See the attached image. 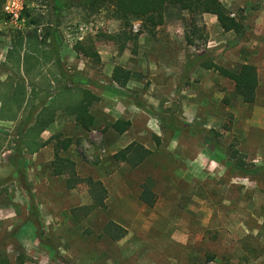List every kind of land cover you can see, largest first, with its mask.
Wrapping results in <instances>:
<instances>
[{"label":"rangeland","instance_id":"rangeland-1","mask_svg":"<svg viewBox=\"0 0 264 264\" xmlns=\"http://www.w3.org/2000/svg\"><path fill=\"white\" fill-rule=\"evenodd\" d=\"M22 2L20 29L0 12V264H264V179L239 175L228 158L264 167V0H221L243 22L240 34L179 7L146 28L133 18L125 27L85 0ZM79 42L98 57L76 52ZM200 60L228 70L256 62L255 101L243 103ZM115 67L129 72L114 88L130 102L103 113L115 101L82 90L103 93ZM84 100L89 130L70 122L74 135L40 139ZM116 120L130 127L116 133ZM132 142L151 154L137 166L115 161ZM56 157L71 160L78 178L102 182L104 208L88 209L87 186L69 188L67 174H54ZM143 186L152 207L139 199Z\"/></svg>","mask_w":264,"mask_h":264},{"label":"trees","instance_id":"trees-1","mask_svg":"<svg viewBox=\"0 0 264 264\" xmlns=\"http://www.w3.org/2000/svg\"><path fill=\"white\" fill-rule=\"evenodd\" d=\"M5 0H0V12ZM89 7L99 9L109 7L112 17L122 22L123 26H127L130 20L137 19L143 22L146 28H155L163 25L164 16L167 8L179 7L181 10L190 14H210L214 15L224 32H234L240 34L244 29L241 19L233 18L221 0H85ZM195 32L192 31V34ZM186 43L193 44V39L186 36ZM74 50L82 55L98 57V54L92 50V45L85 46L82 42L76 44ZM201 59V58H200ZM25 58L22 60L24 64ZM206 70H213L220 76L234 83L235 92L242 99L243 103L252 104L255 101L256 88L258 86V73L255 65L250 63L241 64L236 70H228L214 63L199 62ZM112 80L120 87H124L129 80V72L123 71L121 68L115 67L112 73ZM91 100V96L88 94ZM90 100L82 101L70 106L69 112L74 115L76 123L84 130H89L94 123L93 116L89 113L88 106ZM53 121L52 118L44 120L39 127V131H43L48 124ZM130 127L129 121L116 120L111 128L116 133L122 134ZM68 147V143L64 145V149ZM236 151V150H235ZM231 153V152H230ZM151 152L141 144L132 142L125 148L116 152L113 159L117 162H125L131 166L140 165ZM230 158V168L239 175L252 179H264V167L247 166L238 160H234L228 153ZM58 168L54 170L55 175L67 174V186L73 188L76 184L84 183L92 199V204L88 209H101L105 207V199L107 192L102 182L91 178L80 179L76 176L74 163L68 158H57ZM60 169V170H59ZM30 198L32 199L31 195ZM139 199L149 207L154 204V194L147 186H143ZM33 200L29 207V215L32 226L36 227L38 235L41 228L40 218L37 214Z\"/></svg>","mask_w":264,"mask_h":264},{"label":"crops","instance_id":"crops-1","mask_svg":"<svg viewBox=\"0 0 264 264\" xmlns=\"http://www.w3.org/2000/svg\"><path fill=\"white\" fill-rule=\"evenodd\" d=\"M250 63H252V62H250ZM255 66L257 65V63L256 62H254L253 63ZM103 77V76H102ZM102 77H98V78H94L95 79V82H97L98 84H103V85H105L108 81H105V79H103ZM83 78V77H82ZM110 82L112 83H110L111 85H113V86H110V84H109V86H107V87H105L104 86V88L103 89H101L100 90V92H103V93H97L96 92V90H98V88H96V86H93V85H87L88 86V90H86V89H83L82 91L84 92V94H94V95H97V96H101L102 98H103V100L105 99V98H108V99H110V100H114L115 101V103H116V105L117 106H112L111 108H108V107H106L105 105H102V111H103V113H105L106 111L108 112V113H113L114 111H117L118 113L119 112H124V107L126 106V105H129V102L130 101H128L126 98H124V97H122L121 96V94H120V92L116 89V88H114V87H116V86H118V85H116V83H114L112 80H111V78H110ZM89 84V83H88ZM91 84V83H90ZM108 88H110V92H108V91H106ZM118 88V87H117ZM95 90V91H94ZM110 95H118L116 98L115 97H113V96H110ZM95 102H93L92 104H94ZM100 104H101V102H99ZM127 107V106H126ZM67 109V108H66ZM89 113L92 115V112H91V108H90V110H89ZM61 114V113H60ZM67 114V113H66ZM74 123L73 125H76V122H75V119H74V117L72 118V116H68V115H62V117L60 118V117H57V119L48 127V129H45V131L43 132V133H41L40 134V139H44V135L46 134V135H51V134H53V133H57V132H62V133H64V134H66L67 136H72V135H74L73 134V132H72V130L73 129H70V124L71 123ZM94 123H95V121H94ZM74 128H76V131L79 133L80 131H82L79 127L80 126H77L78 128H79V130H78V128L76 127V126H73ZM71 130V132H68V131H70ZM83 132V131H82ZM71 133V134H70ZM69 134V135H68ZM42 141H44V140H42ZM40 150H42V149H39V151ZM35 155L37 154V152H35L34 153ZM46 218H49V215L48 214H46Z\"/></svg>","mask_w":264,"mask_h":264},{"label":"built area","instance_id":"built-area-1","mask_svg":"<svg viewBox=\"0 0 264 264\" xmlns=\"http://www.w3.org/2000/svg\"><path fill=\"white\" fill-rule=\"evenodd\" d=\"M23 10V2L22 0H5L2 13L6 17L7 22L10 25H14L16 28L20 29L22 18L21 12ZM137 25L133 26L134 31H137Z\"/></svg>","mask_w":264,"mask_h":264}]
</instances>
